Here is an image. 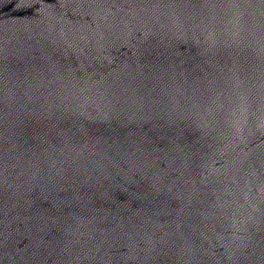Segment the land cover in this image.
Returning <instances> with one entry per match:
<instances>
[{"label": "water", "instance_id": "1", "mask_svg": "<svg viewBox=\"0 0 264 264\" xmlns=\"http://www.w3.org/2000/svg\"><path fill=\"white\" fill-rule=\"evenodd\" d=\"M0 264H264V0H0Z\"/></svg>", "mask_w": 264, "mask_h": 264}]
</instances>
